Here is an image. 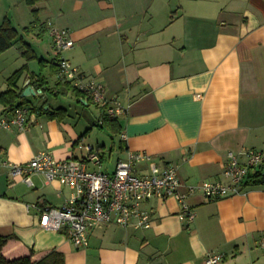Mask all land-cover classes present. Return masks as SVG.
<instances>
[{
    "label": "crops",
    "instance_id": "0c3cea01",
    "mask_svg": "<svg viewBox=\"0 0 264 264\" xmlns=\"http://www.w3.org/2000/svg\"><path fill=\"white\" fill-rule=\"evenodd\" d=\"M6 18L21 38L9 49L21 50L26 61L0 78V94L26 67L17 87L22 93L31 86L35 101L25 100L33 120L28 129L0 128V160L24 164L39 152L57 160L82 157L83 151L74 154V143L91 127L83 131L75 116L89 122L90 105L99 110L92 123L106 128L98 125L104 109L87 96L68 93L61 96L68 106L59 103V58L127 106L117 118L118 157L99 149L104 170L128 151H143L178 165L184 185L227 183L228 152L244 163V150L264 151V0H0V24ZM48 23L66 29L73 47L57 55ZM31 39L38 40V51ZM22 43L36 59L22 55ZM36 60L38 70L50 65L54 81L30 67ZM31 75L43 79L39 89L28 83ZM3 115L11 111L0 103ZM32 180L28 187L0 168V235L15 237L4 248L8 258L32 251L38 259L55 250L64 264H205L214 252L223 255L219 264H264V183L244 184L239 194L217 200L195 193L187 199L195 212L190 224L179 220L175 199L151 200L144 204L152 213L149 229L110 224L93 230L80 249L64 233L42 229L36 209H28L60 207L69 190L39 176Z\"/></svg>",
    "mask_w": 264,
    "mask_h": 264
},
{
    "label": "built area",
    "instance_id": "2783aa9c",
    "mask_svg": "<svg viewBox=\"0 0 264 264\" xmlns=\"http://www.w3.org/2000/svg\"><path fill=\"white\" fill-rule=\"evenodd\" d=\"M47 26L57 55L73 47L74 42L66 29H58L51 23ZM55 76L103 108L107 117L118 118L126 113L127 106L116 98L106 97L102 82L84 75L67 60L58 59ZM32 121L30 108L21 106L12 110L9 116H0V128L23 132ZM120 139L125 141L126 135L121 133ZM79 149L84 153L79 158L72 156L57 160L49 152H39L24 164L0 160V168L6 169L10 179L19 178L28 187L34 186L32 177L39 176L45 183L56 182L69 190V196L60 207L29 205L28 209H36L42 229L64 233L80 249L89 245L93 230L110 224L123 229H149L152 213L144 208V204L151 200L175 199L179 205V220L190 224L195 219V212L187 203L190 196L198 192L207 200H217L239 194L248 174L264 163V151L244 150V163L228 152L223 169L227 183L205 181L193 186L181 182L178 165L166 163L143 151H128L126 158L117 159L113 169L107 171L102 169L98 148L83 144ZM261 247L264 248V239ZM222 259V254L209 252L205 264H219Z\"/></svg>",
    "mask_w": 264,
    "mask_h": 264
},
{
    "label": "trees",
    "instance_id": "16d2710c",
    "mask_svg": "<svg viewBox=\"0 0 264 264\" xmlns=\"http://www.w3.org/2000/svg\"><path fill=\"white\" fill-rule=\"evenodd\" d=\"M29 4H33L36 0H27ZM37 24L36 20L33 22ZM24 32H28V29H24ZM18 31L11 25L10 21L6 18L0 24V53L9 49L15 42L20 41ZM24 48L22 55L27 60L36 59V55L32 52L27 43H22ZM41 63L43 60H39ZM58 63V62H57ZM26 67H23L12 74L8 79L7 89L0 94V103L7 108L9 111L14 110L17 107L24 106L26 98L20 97V90L17 87V81L24 73ZM34 76L31 75L29 83H38V89L41 87L43 79L39 78L37 81H34ZM56 94L67 95L68 93L75 94L76 96L82 94L69 83L57 82L54 89H56ZM54 89H52L54 91ZM49 91H51L49 89ZM84 95V94H83ZM86 96V95H85ZM101 127H106L112 133H118L120 131V124L117 118H109L103 112L101 115V124H98ZM99 126V127H100ZM264 183V163L258 168L253 169L247 176V179L244 184L246 185H260ZM15 237L12 236H2L0 235V264H64V257L62 253L58 251H49L42 255L38 259L33 258L32 251H29L25 254L14 258H8L4 254V248L9 243L10 240H13Z\"/></svg>",
    "mask_w": 264,
    "mask_h": 264
},
{
    "label": "rangeland",
    "instance_id": "374dc122",
    "mask_svg": "<svg viewBox=\"0 0 264 264\" xmlns=\"http://www.w3.org/2000/svg\"><path fill=\"white\" fill-rule=\"evenodd\" d=\"M47 35H49V29L47 30ZM44 38L47 39L46 36H44L43 39ZM31 43L34 49L38 51L39 50L38 45H37L38 40L33 41L31 39ZM25 61H26L25 59L21 58V50H19L18 48H11V49H8L0 53V78L3 76H9L13 72V70L21 67L22 64L25 63ZM37 62L38 61L36 60L35 62L30 63V67L33 68V70H36V72L38 73L40 71V73H43L45 75L49 74V76L52 77V81H54V75H53L52 69L50 68V65H46V67H44L43 69L40 68V70H38L39 65ZM41 70H43V72ZM61 96L62 95L58 97L60 98L58 100L59 103L60 104L62 103L64 106L67 105L69 100L67 101L63 100ZM28 97H31V96H28ZM31 99L32 101H35V98L31 97ZM98 111L99 110L95 106H92V105H90V107L85 109V113H87V117L91 118L90 120L91 122L90 121L88 122L86 117L81 116L78 118V116H75V122L78 123L80 127H82L83 131L85 130L84 126L85 127L88 126L91 128L90 130H88V133H86V135L82 139H80V141H78L77 145H75L74 154H76V156H81L82 151L79 149V147L83 144L84 145L89 144V145L94 146L95 148L100 149L101 152H104L106 154L110 150L113 151L112 155L114 156V158H116L119 155L117 153V145L119 143L118 135L111 133L106 128L99 129L97 125L94 124L96 122L94 121V119H96V116L98 115ZM92 121L94 123H92Z\"/></svg>",
    "mask_w": 264,
    "mask_h": 264
},
{
    "label": "water",
    "instance_id": "95a60500",
    "mask_svg": "<svg viewBox=\"0 0 264 264\" xmlns=\"http://www.w3.org/2000/svg\"><path fill=\"white\" fill-rule=\"evenodd\" d=\"M29 83V81H28ZM35 95V91L31 86H26L24 88V90L22 91V93L20 94L21 98H26L28 96H34Z\"/></svg>",
    "mask_w": 264,
    "mask_h": 264
}]
</instances>
